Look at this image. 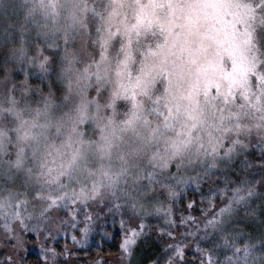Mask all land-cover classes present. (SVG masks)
Here are the masks:
<instances>
[{"label": "rangeland", "instance_id": "rangeland-1", "mask_svg": "<svg viewBox=\"0 0 264 264\" xmlns=\"http://www.w3.org/2000/svg\"><path fill=\"white\" fill-rule=\"evenodd\" d=\"M256 2L30 3L28 10L36 14L32 26L37 34L30 42L28 38L14 42L15 50L8 51L3 46L0 51V264H9V257L11 264H24L28 250L41 252L45 264H128L120 252L100 256L93 262L77 256L76 250L88 244V236L84 238L71 226L67 212L44 211V206L53 197L64 200L68 194L79 193L82 186L90 195L92 181L99 180L106 186L107 199H112L114 193L121 201L128 200L139 187L141 195L136 203L140 214L163 215L157 208L167 209L171 198L166 186L171 179H186L212 165L215 153H206L202 166L198 160L195 166L177 168V160H172L169 167H162L171 155L166 151L175 136L171 131L167 137L154 138L150 152L132 153L126 145L117 151L118 129L99 144L93 143V128L100 115L107 118L115 112L118 120L129 108L128 87L139 79L133 62L142 55L138 48L143 49L148 72L155 74L164 69L169 88L179 87L186 78L195 76L204 82L206 92L223 90L231 108L229 120L242 126L239 132L228 133V139L219 147L223 158L232 149L231 159L223 164L241 159L256 144L264 143L257 134L264 131V20L254 19ZM177 20L190 21L185 43L180 48L162 49L160 45L169 38V32L175 31ZM56 65L59 72L55 80L49 74ZM34 72L46 85L44 88L31 82ZM98 76L103 78L98 80ZM142 83L146 85L147 81ZM156 89H162V85L157 83ZM234 139L243 143L233 145ZM53 140L71 145L72 151L66 160V174L59 177L65 186L51 184V190H42V199L36 195L41 186L34 173ZM74 152L79 156L69 170L67 162ZM147 172L155 173L164 186L158 189L147 182ZM117 174L114 191H110L107 181ZM162 176L165 177L161 179ZM21 196L26 202L17 203ZM84 198L81 196V200ZM88 203L98 211L99 204L90 199ZM83 214L84 210L81 217ZM73 235L77 237L75 241ZM181 236L177 233L175 240ZM191 247L188 242L184 252ZM182 259L176 255L168 264H178Z\"/></svg>", "mask_w": 264, "mask_h": 264}, {"label": "trees", "instance_id": "trees-1", "mask_svg": "<svg viewBox=\"0 0 264 264\" xmlns=\"http://www.w3.org/2000/svg\"><path fill=\"white\" fill-rule=\"evenodd\" d=\"M34 1L0 0V45L2 46L0 51L4 47L8 51L14 49V42L22 39L28 38L30 42L32 36L37 34L32 26L35 21L33 17L36 14L28 10L30 3ZM22 30L25 32L23 35L25 37L22 36ZM58 72L59 67L56 65L54 72L49 74L50 78L56 80ZM37 76L34 72L31 82L44 88L46 85ZM226 165L227 167L223 170L218 169L213 173H208L207 168L188 175L186 179H183L186 183L180 182L181 180L174 182L171 179L168 186H175L183 199L170 197L167 205V208L171 205L177 218L181 212L190 211L202 222L204 210L211 211L207 199L201 200L202 196L206 197L210 190L225 187V185L230 195L233 187H239L241 193L245 195V202L235 208L226 223L216 229H204L202 223L179 227L174 230L182 236L179 240H173L166 233L161 235L159 232L160 228H171L170 225L165 224V213L163 215L144 214L150 217L151 230L150 232L146 230L148 234L139 240V246L135 249L136 264H147L148 261H152L153 264H165V262L168 264L176 257L175 245L179 243L184 247L188 242L192 244V247L185 252L178 264H264V143L256 144L249 154ZM149 183L158 189L162 188V184L164 186L161 180ZM168 186L166 187L169 191ZM249 189L254 191L251 197L247 196ZM191 200H195L196 204L193 209H188L186 205ZM215 202L219 205L221 199L218 198ZM118 219V215L115 219L112 215H107L106 220L100 219L98 227L88 234V244L76 250L77 256L93 262L100 256L118 254V245L123 240L122 231L116 222ZM23 262L24 264H45V259L41 252L28 250L23 257Z\"/></svg>", "mask_w": 264, "mask_h": 264}, {"label": "clouds", "instance_id": "clouds-1", "mask_svg": "<svg viewBox=\"0 0 264 264\" xmlns=\"http://www.w3.org/2000/svg\"><path fill=\"white\" fill-rule=\"evenodd\" d=\"M253 12L254 19L264 20V0H258L254 4ZM138 50L142 52V55L139 61L134 60L133 62L137 65L134 74L139 79L134 80L128 87L129 108L123 111L118 120L115 118V112L107 118L100 115L94 124L93 131L96 132V140L93 143L99 144L113 135V129H118L117 151L126 145L132 153H136L137 150L150 152L154 138L167 137V133L171 131L175 132V136L171 138L172 143L166 149L171 152V155L169 160L161 165L162 167H169L172 160H177V168L182 165L195 166L198 160L202 166L205 154L215 153L212 165L220 170L226 168L227 165L221 163L223 157L219 152V147L222 146L224 140L228 139V133L239 132L242 126L229 120L231 108L223 90L214 93L206 92L204 82L195 76L191 79L186 78L179 87L169 88L168 77L164 69L157 70L155 74L148 72L144 67L143 49L138 48ZM102 78L98 76V80ZM143 81H147V84H143ZM157 83L162 85V89H156ZM99 91L98 88L97 93ZM193 98H195V103ZM257 134L264 139V131ZM236 143H243V141L234 139L232 144ZM209 147L211 152H209ZM71 151V145L58 144L55 140L46 147L44 159L34 173L37 183L41 186L36 191L38 197L43 199L42 190L45 188L51 190L53 183L57 187L65 186L60 183L59 177L66 174V160ZM159 151L160 149L157 148L156 152ZM216 157H221V160H217ZM100 167L103 168V164ZM107 188L114 191L115 183L111 178L107 181ZM16 202H26L25 197L21 196ZM48 207L49 205L44 206V211H47ZM139 243L137 241L127 255L121 248L117 249L122 256L127 258L128 264H136L134 256ZM147 264H153V262L148 261Z\"/></svg>", "mask_w": 264, "mask_h": 264}, {"label": "snow or ice", "instance_id": "snow-or-ice-1", "mask_svg": "<svg viewBox=\"0 0 264 264\" xmlns=\"http://www.w3.org/2000/svg\"><path fill=\"white\" fill-rule=\"evenodd\" d=\"M190 27V21H180L174 25L175 31L168 33L169 38L166 39L160 47L163 48H180L182 44L185 43V37L188 35V29ZM43 67V63L41 64ZM231 149H229V153ZM226 153L224 158L221 160L223 164L224 160H230L231 156ZM79 153L74 152L72 158L67 162V168L69 170L73 169L75 163L78 159ZM218 168L212 165L207 169L208 173H213ZM119 174L111 176L113 183L118 180ZM145 180L147 182H158V177L152 173L147 172L145 174ZM180 182L186 183V181L181 180ZM142 187V185H141ZM169 197L173 199H183V196L176 191V187L169 185ZM228 187H217L215 190H210L206 197L202 196L201 200L207 199L209 208L204 210V219L201 222L198 217L191 214V212H181L179 218L175 215L171 205L167 209L157 208V212H164L166 215L165 224L170 225L171 228H160L159 232L161 235L165 234L175 240L177 233L174 229L184 226H191L193 224L202 223L204 229L223 226L226 221L231 217L235 208H237L241 203L245 202V195L241 193L239 187H233L231 189V194H228ZM106 186L97 180L92 181V189L90 195L86 192L85 186H82L79 193L73 192L65 196L64 200L58 198H51V203L48 207V212L53 211H65L69 214L71 218L72 227L77 231L81 232L84 238H87L88 234L94 231L98 225L100 219L107 218V215H112L113 218L118 215L119 219L116 221L120 230L123 234L122 243L118 245L119 248L127 255L137 244L143 236L148 234L151 230V225L149 223L150 217L147 215H141L140 209L137 207L136 201L139 199L141 192L138 187L135 191V195L130 196L128 200L121 201L119 197H116L112 193V199L106 198ZM254 195V191L249 189L247 196L251 197ZM81 196H84V200H81ZM221 199L219 205L216 204V199ZM89 199L94 204H99L100 207L95 210L92 204L88 203ZM67 201V202H64ZM196 201H188L186 207L188 209H193L195 207ZM84 210L83 217L81 218V211ZM106 226V225H105ZM148 230V232H146ZM74 241L77 239L75 235L71 237ZM55 239V237H53ZM170 247L172 245H169ZM185 252L182 244L177 243L175 245L174 255H178L183 258ZM247 254V252L245 253ZM9 259V264H11V257Z\"/></svg>", "mask_w": 264, "mask_h": 264}]
</instances>
